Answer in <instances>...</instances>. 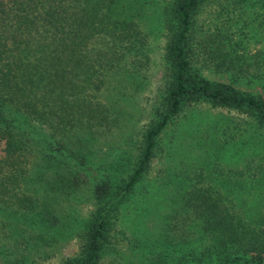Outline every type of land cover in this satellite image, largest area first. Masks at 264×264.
Masks as SVG:
<instances>
[{
  "label": "trees",
  "instance_id": "trees-1",
  "mask_svg": "<svg viewBox=\"0 0 264 264\" xmlns=\"http://www.w3.org/2000/svg\"><path fill=\"white\" fill-rule=\"evenodd\" d=\"M253 1L264 5V0ZM201 2H169L161 98L140 134L126 178L115 188L104 181L95 184L94 208L85 220L79 251L62 264H96L111 245L112 232L127 235L126 228L117 229L121 214L117 206L147 168L158 133L183 105L206 101L235 108L264 127L263 98L209 81L190 68L188 33ZM106 44L121 47V52L108 56ZM145 50L146 39L132 17L130 0H0V230L7 224V216L20 217L28 227L39 223L26 235L33 242L37 238L43 241L47 230L43 228L55 220L54 195L66 196L79 185L71 170L55 165L61 170L54 171L44 164L37 174L42 191L37 194L27 186L24 177L37 157L35 141L24 135L33 130L31 123L43 124L70 155L82 157L79 145L83 137L77 132L106 123L109 114L93 98L105 81L104 72L146 63ZM261 171L264 173V165ZM251 178L246 202L238 198L236 204L235 196L211 195L204 190L188 199L192 208L186 210L192 216L186 217L196 224L195 228L190 223L180 227L182 238L176 251L184 249L179 256L147 249L146 264H263L264 175ZM6 208L12 213L4 215ZM191 235L201 242L191 246ZM127 241L133 248L135 243Z\"/></svg>",
  "mask_w": 264,
  "mask_h": 264
},
{
  "label": "rangeland",
  "instance_id": "rangeland-1",
  "mask_svg": "<svg viewBox=\"0 0 264 264\" xmlns=\"http://www.w3.org/2000/svg\"><path fill=\"white\" fill-rule=\"evenodd\" d=\"M170 1L130 0L132 17L146 39L148 60L136 67L120 65L104 72L105 81L93 98L109 114L106 123L77 132L83 137L79 145L82 157L70 155L41 123L32 122L33 130L25 131L35 141L37 154L24 177L27 186L37 194L42 191L37 174L44 164L54 171L61 170L55 165L71 170L79 185L66 196L54 195L55 220L43 228L47 229L43 241L37 238L33 242L26 235L39 223L32 228L20 217L7 216V224L0 230V264H62L79 251L85 220L94 208L95 184L104 181L115 188L126 178L140 134L161 98ZM188 39L190 68L195 73L264 99V5L259 1L202 0ZM107 46L108 56L121 52V47ZM262 165L264 127L257 126L251 116L206 101L183 105L158 133L147 168L117 206L121 213L117 229L126 228L128 236L112 232L111 245L96 264H146L148 250L179 256L184 249L176 251L182 238L180 227L190 223L195 228L196 224L186 217L192 216L187 214L186 208H192L187 200L204 190L211 195L235 196L236 204L238 198L246 202L251 175L263 176ZM3 213L12 212L6 208ZM194 236L189 237L191 246L201 242ZM126 238L135 243L133 248Z\"/></svg>",
  "mask_w": 264,
  "mask_h": 264
}]
</instances>
